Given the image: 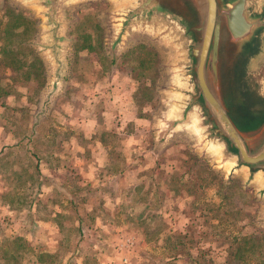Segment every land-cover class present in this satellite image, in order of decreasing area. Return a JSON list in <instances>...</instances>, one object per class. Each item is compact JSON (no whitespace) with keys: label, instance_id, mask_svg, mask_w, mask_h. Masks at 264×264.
<instances>
[{"label":"rangeland","instance_id":"374dc122","mask_svg":"<svg viewBox=\"0 0 264 264\" xmlns=\"http://www.w3.org/2000/svg\"><path fill=\"white\" fill-rule=\"evenodd\" d=\"M116 12L64 6L56 77L38 10L0 0V264H264L259 186L172 127L175 51L115 43Z\"/></svg>","mask_w":264,"mask_h":264},{"label":"water","instance_id":"95a60500","mask_svg":"<svg viewBox=\"0 0 264 264\" xmlns=\"http://www.w3.org/2000/svg\"><path fill=\"white\" fill-rule=\"evenodd\" d=\"M38 10L59 76L62 13L81 0H25ZM115 43L133 29L165 38L175 51L172 127L195 126L231 172L264 195V0H110Z\"/></svg>","mask_w":264,"mask_h":264},{"label":"crops","instance_id":"0c3cea01","mask_svg":"<svg viewBox=\"0 0 264 264\" xmlns=\"http://www.w3.org/2000/svg\"><path fill=\"white\" fill-rule=\"evenodd\" d=\"M98 146H99V151H107L108 148H107V145L103 144V143H97ZM55 226V225H54ZM56 228V227H55ZM56 230V229H54Z\"/></svg>","mask_w":264,"mask_h":264},{"label":"trees","instance_id":"16d2710c","mask_svg":"<svg viewBox=\"0 0 264 264\" xmlns=\"http://www.w3.org/2000/svg\"><path fill=\"white\" fill-rule=\"evenodd\" d=\"M7 31H8L9 34H10V32L12 31V28H11V26H10L9 24L7 25ZM38 64L41 65V62L38 61Z\"/></svg>","mask_w":264,"mask_h":264},{"label":"bare ground","instance_id":"6f19581e","mask_svg":"<svg viewBox=\"0 0 264 264\" xmlns=\"http://www.w3.org/2000/svg\"><path fill=\"white\" fill-rule=\"evenodd\" d=\"M190 127V126H189ZM188 128V127H187ZM193 128V127H192ZM189 130V129H188ZM193 131V130H192ZM192 133V132H191Z\"/></svg>","mask_w":264,"mask_h":264}]
</instances>
